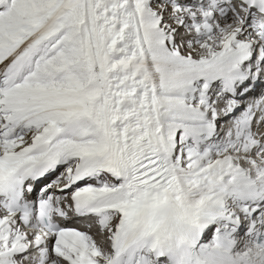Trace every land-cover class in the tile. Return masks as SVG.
<instances>
[{"label":"snow or ice","instance_id":"1","mask_svg":"<svg viewBox=\"0 0 264 264\" xmlns=\"http://www.w3.org/2000/svg\"><path fill=\"white\" fill-rule=\"evenodd\" d=\"M261 83L264 0H0V264H264Z\"/></svg>","mask_w":264,"mask_h":264}]
</instances>
